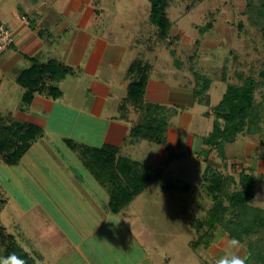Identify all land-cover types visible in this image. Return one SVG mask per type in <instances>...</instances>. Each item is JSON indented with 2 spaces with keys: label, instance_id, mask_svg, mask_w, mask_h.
Wrapping results in <instances>:
<instances>
[{
  "label": "crops",
  "instance_id": "obj_1",
  "mask_svg": "<svg viewBox=\"0 0 264 264\" xmlns=\"http://www.w3.org/2000/svg\"><path fill=\"white\" fill-rule=\"evenodd\" d=\"M111 2L118 6L117 0H0V24L9 26L16 39L13 47L0 55V127L39 130L19 162L9 163L0 153V166L11 172L16 187L24 188L31 199L39 195L30 189L35 186L52 202L49 204L60 209H44L40 214L45 223L42 236L38 231L36 236L21 238L16 230L5 235L2 249L11 236L29 264L178 263L163 253L171 251L163 243L149 244V238H142L149 233L146 226L134 230L123 221L115 223V217L148 189L114 213L107 188L76 150H107L115 152L118 160H130L138 155L137 147L156 144L161 146L159 162L167 146L176 151L188 149L190 143V135L184 137L182 132L168 134L164 145L132 135L148 106L153 112L163 103L171 105L172 88L161 80L152 81L153 66L143 61L145 51L155 50L146 45L151 40L145 35L149 24L138 21L140 11L135 8L120 14L126 21L119 27H132V34L111 32L109 23L102 21L112 10ZM145 7L142 16L149 11V19L151 8L147 11ZM146 70L149 79L144 106L137 108L129 97L130 87ZM99 189L107 198L99 196ZM4 195L0 196V214L13 201L9 193ZM133 232H138L139 243L128 242ZM195 247L191 242L187 249L197 251L199 246ZM204 249L205 259L198 257L202 264L210 256V245Z\"/></svg>",
  "mask_w": 264,
  "mask_h": 264
},
{
  "label": "rangeland",
  "instance_id": "obj_2",
  "mask_svg": "<svg viewBox=\"0 0 264 264\" xmlns=\"http://www.w3.org/2000/svg\"><path fill=\"white\" fill-rule=\"evenodd\" d=\"M110 4L112 10L106 13L108 16L104 14L102 21L109 23L111 32L133 33L132 27H119L126 21L120 14L130 9L131 12L135 8L140 11L138 21L141 24H149L145 35L151 40L146 45L148 50L155 52L145 51L143 61L153 66L152 81L161 80L172 88L171 105L163 103L160 110L153 111L157 114L155 118L165 123L166 142L168 134L182 132L184 137L190 135L188 149L175 151L167 146L159 162L161 146L145 143L136 148L138 155L133 156L131 162L142 166H145L142 162L150 166L156 163L157 168H151L162 170L163 175L133 206L115 217V223L123 221L124 226L134 230L146 226L149 233L142 234V238H149L147 243H163L171 249L163 253L172 255L179 264H202L198 257L205 259V244L197 251L187 248L189 243L198 240L197 222L207 221L215 206L209 191L210 183L205 178L208 166L235 179L230 192L243 190L242 174H252L255 177V199L251 205L264 209V130L258 135H240L234 144L209 147L203 142L213 131L218 119L217 107L228 85H242L246 79H254L255 102L264 110V0H166L165 16L169 24L166 28L157 27L148 19L150 0H117L118 6L113 2ZM145 5L148 12L143 17ZM207 82L209 89L205 90ZM199 92L202 95L197 97ZM220 122L225 125L223 120ZM170 128L173 131L170 132ZM167 149L173 150L177 159L170 165L166 164ZM10 173L0 166V193H9L13 197L0 214V247L5 235L14 233V230L21 238L36 236L38 231L42 236L45 223L40 214L44 209L60 211L55 204H49L52 202L43 198L41 190L35 186L30 189L39 195L31 199L24 188L16 187ZM88 180L97 188L92 179ZM99 196L107 198L102 189H99ZM213 235L211 242L204 239L205 243L211 244L210 256L204 264L231 263L235 257L242 260L247 257V244L230 240L220 227L213 231ZM138 236V232H133L128 242L139 243ZM261 237L264 238V233L248 242Z\"/></svg>",
  "mask_w": 264,
  "mask_h": 264
},
{
  "label": "trees",
  "instance_id": "obj_3",
  "mask_svg": "<svg viewBox=\"0 0 264 264\" xmlns=\"http://www.w3.org/2000/svg\"><path fill=\"white\" fill-rule=\"evenodd\" d=\"M150 2L152 23L157 27L166 28L169 25L165 16L166 0H150ZM262 75L264 76V72ZM148 77L146 70L139 82L130 87L129 97L137 108L144 106ZM204 89H209V82ZM255 89L256 82L252 78L246 79L242 85H228L226 94L217 107L218 119L214 122L213 131L204 138L205 146L234 144L240 135L263 133L264 110L261 104L255 102ZM201 95V92L196 93L197 97ZM151 111L152 107L148 106L147 114L141 123L133 128L132 135L141 140L164 145L166 143L165 123L157 120ZM221 120L224 121V126L221 125ZM22 129L19 125L0 127L2 130L0 131V153L3 157L6 156L9 163L19 162L30 148L32 139H36L39 134L37 128H29L26 132ZM76 150L88 169L100 178L101 184L107 188L111 196L110 206L114 213L128 206L163 175L160 169L145 167L129 159H115V152L97 150L96 153H87L78 147ZM166 155V164L170 165L176 159L175 153L167 149ZM205 176L210 183L209 191L215 206L210 210L207 221L197 222L195 228L199 237L197 242H194L195 246L205 244L208 247L211 245L205 243V240L211 242L214 239L213 231L220 227L230 240L247 244L249 253L243 260L244 264H264V238L248 242L252 237L264 233V209L251 205L255 199V177L252 174H242L241 183L245 188L230 192L235 179L223 176L210 166ZM204 229L206 230L202 233ZM0 264H29L27 255L21 251L11 236L8 237L5 250L0 247ZM224 264L231 263L225 262Z\"/></svg>",
  "mask_w": 264,
  "mask_h": 264
},
{
  "label": "built area",
  "instance_id": "obj_4",
  "mask_svg": "<svg viewBox=\"0 0 264 264\" xmlns=\"http://www.w3.org/2000/svg\"><path fill=\"white\" fill-rule=\"evenodd\" d=\"M23 20L28 22L26 17H23ZM15 42L13 30L5 24H0V55L12 48Z\"/></svg>",
  "mask_w": 264,
  "mask_h": 264
},
{
  "label": "clouds",
  "instance_id": "obj_5",
  "mask_svg": "<svg viewBox=\"0 0 264 264\" xmlns=\"http://www.w3.org/2000/svg\"><path fill=\"white\" fill-rule=\"evenodd\" d=\"M231 264H244V261L238 257L232 259Z\"/></svg>",
  "mask_w": 264,
  "mask_h": 264
}]
</instances>
